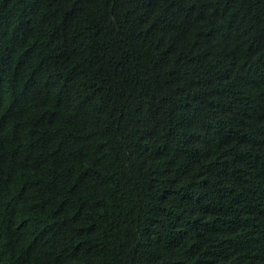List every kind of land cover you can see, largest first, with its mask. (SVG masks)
<instances>
[{"label":"trees","instance_id":"16d2710c","mask_svg":"<svg viewBox=\"0 0 264 264\" xmlns=\"http://www.w3.org/2000/svg\"><path fill=\"white\" fill-rule=\"evenodd\" d=\"M0 264H264V0H0Z\"/></svg>","mask_w":264,"mask_h":264}]
</instances>
